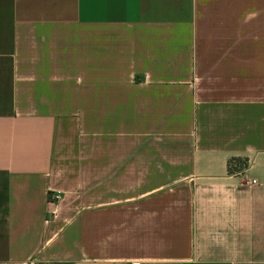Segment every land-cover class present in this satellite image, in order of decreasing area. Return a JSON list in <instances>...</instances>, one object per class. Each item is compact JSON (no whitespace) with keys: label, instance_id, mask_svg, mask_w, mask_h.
<instances>
[{"label":"crops","instance_id":"crops-1","mask_svg":"<svg viewBox=\"0 0 264 264\" xmlns=\"http://www.w3.org/2000/svg\"><path fill=\"white\" fill-rule=\"evenodd\" d=\"M0 264H264V0H0Z\"/></svg>","mask_w":264,"mask_h":264},{"label":"trees","instance_id":"trees-1","mask_svg":"<svg viewBox=\"0 0 264 264\" xmlns=\"http://www.w3.org/2000/svg\"><path fill=\"white\" fill-rule=\"evenodd\" d=\"M246 159L231 158L228 161L227 170L229 174H237V172L246 165Z\"/></svg>","mask_w":264,"mask_h":264},{"label":"built area","instance_id":"built-area-1","mask_svg":"<svg viewBox=\"0 0 264 264\" xmlns=\"http://www.w3.org/2000/svg\"><path fill=\"white\" fill-rule=\"evenodd\" d=\"M250 165H251V161H250V160H247V161H246V165L243 167V169L239 170V171L237 172V174H242L244 171L247 170V168H248ZM255 183H256V180H255V179H252V180L246 181V184H255ZM58 198H59L58 195H54V196L51 197V200L54 201V200H56V199H58Z\"/></svg>","mask_w":264,"mask_h":264}]
</instances>
